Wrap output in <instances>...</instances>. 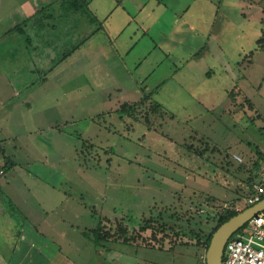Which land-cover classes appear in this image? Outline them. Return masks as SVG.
I'll return each mask as SVG.
<instances>
[{"label":"rangeland","instance_id":"obj_1","mask_svg":"<svg viewBox=\"0 0 264 264\" xmlns=\"http://www.w3.org/2000/svg\"><path fill=\"white\" fill-rule=\"evenodd\" d=\"M80 1L37 12L51 57L36 70L44 62L30 61L34 29L13 30L0 1L10 35L0 37V169L13 165L0 182V225L5 206L24 205L20 195L55 191L37 206H58L89 231L109 219L140 233L117 244L124 254L196 264L198 248L204 264L220 216L264 192V59L238 62L257 44L230 23L226 39L242 46L225 56L219 17L180 21L167 6L147 16L155 0H90L82 10ZM191 1L190 11L200 8ZM10 40L17 48L2 45ZM0 237L14 239L5 225ZM160 237L176 248L153 247Z\"/></svg>","mask_w":264,"mask_h":264},{"label":"crops","instance_id":"obj_2","mask_svg":"<svg viewBox=\"0 0 264 264\" xmlns=\"http://www.w3.org/2000/svg\"><path fill=\"white\" fill-rule=\"evenodd\" d=\"M2 1L4 5L3 9L6 13L5 17L6 19L11 20V27L13 30L16 29L26 34V29H31V31L34 29V37L30 44L33 50V53H31L32 55L30 56V61H33L35 64L36 60L39 59V61L44 62V65H35L33 68L35 70L38 68L45 69L50 62H45V60L51 57V40L48 39V36H50L51 33L46 32L45 27L41 29L42 26L39 24L36 14L37 12L39 14L40 11L50 3V1L52 2V0ZM197 1L200 8L192 12L189 10L192 2L191 0H155L150 8L148 7L149 9L147 10L146 15H152L153 12L156 13L157 10L159 15L160 10H162L164 6H167L175 15L181 17L182 20L180 21L208 20L213 22L214 18L217 19L219 17L222 31V48L223 52H225V56L232 53L235 49L233 45H238L239 43V40H235V43L230 44L225 37L228 25L232 23V30H236V36L243 39L247 37L252 40L253 43L257 44L254 47L253 45H250L247 49L243 46L241 51L242 60H238V62L251 65L256 62V59H264V0ZM147 6H149L148 3L144 5L140 4L139 10L144 11ZM204 10L210 12L205 19ZM187 15L190 16L188 17ZM130 18L131 16L128 15L125 17V20L129 21ZM155 19L157 18L150 19L151 23L146 22L145 27L141 25H139V27L146 31L152 26V22L155 21ZM18 24H20V26H17ZM39 28L41 30H39ZM189 28H194V24L191 23ZM4 29L0 30L2 31L0 32V37L8 36L7 32H3ZM246 30L252 32L247 33ZM17 35L18 34H15L16 37ZM63 36H65V34ZM8 37H10V35ZM3 41H7V38ZM10 42H13L14 46L17 48L15 40L4 42L7 44L2 43V45L7 46ZM238 46L242 45L239 44ZM260 47H262L261 50ZM5 51L11 52L8 49ZM258 54L260 56L255 57ZM69 55L70 53L68 56ZM246 56L248 57L247 59ZM227 59L226 61L229 62V58ZM63 62L66 64V61ZM47 68H50V63ZM30 69L32 70V66ZM2 75L5 77L3 73ZM234 87L239 90L238 85ZM12 166L13 165L8 164L2 167L4 171V175L1 178V180L4 178V180L3 182L0 180L2 184L7 181L6 173ZM40 193L44 197L58 195L55 194V191H37L32 192L31 195L34 199H31V195L24 193L20 195V197H24V205L22 207L15 209H10V205L4 207L1 215V225H5V228L6 226L8 227L10 233L14 236V239L6 240L5 238L0 237V264H151L152 260L146 258V254L141 253L135 255V257H131L132 255L130 256V254L122 253L117 245L123 244L121 242L113 240L97 242L94 238V228H96V226L89 225V228L91 230L93 229L92 231H89L86 229V225L80 223V221H71V218L66 220L63 216V211L60 214L54 212L58 206H49V204L44 201L42 207L37 206V204L42 205V201L38 199V197H42ZM63 203L64 202L61 199L60 204ZM43 213H46L48 219L45 218ZM75 215L78 216L77 213ZM173 245L174 244H166L162 242V244L153 247L170 251V249L174 250L176 248ZM198 253L199 249L195 248L194 256L191 257L196 264ZM155 262L156 263L154 264H168L167 261L162 263Z\"/></svg>","mask_w":264,"mask_h":264},{"label":"built area","instance_id":"obj_3","mask_svg":"<svg viewBox=\"0 0 264 264\" xmlns=\"http://www.w3.org/2000/svg\"><path fill=\"white\" fill-rule=\"evenodd\" d=\"M236 157L241 159L237 154ZM3 175L4 171L0 169V180ZM261 195L252 196L249 204L260 200ZM222 264H264V210L230 236L225 245Z\"/></svg>","mask_w":264,"mask_h":264},{"label":"trees","instance_id":"obj_4","mask_svg":"<svg viewBox=\"0 0 264 264\" xmlns=\"http://www.w3.org/2000/svg\"><path fill=\"white\" fill-rule=\"evenodd\" d=\"M76 1V0H75ZM90 0H81L79 4V9L85 7L89 3ZM20 26V25H18ZM70 52H65L63 56L68 55ZM234 89L230 91V95L235 97L232 92ZM148 95V94H146ZM251 104L253 105V102L248 99ZM258 151L261 153H264L257 145ZM260 162H256V167L259 168ZM264 197V192L261 195V198ZM241 210H233V209H228L224 214H222L218 220L217 225L214 227V229L209 233L207 237V245L206 247L208 248L211 237L214 233V231L219 227L224 221L228 220L230 217L233 215L237 214ZM135 232L130 230V227L127 223H122L121 221H111L109 219H104L100 221V224L98 227L94 229V238L97 242H103V241H108V240H113L121 243H134L136 239L139 237H142L140 233H137V235L134 234ZM160 241H162L161 237L158 238ZM137 241V240H136ZM139 242V241H138ZM163 242V241H162ZM150 245V244H149ZM204 264H207L206 260Z\"/></svg>","mask_w":264,"mask_h":264},{"label":"water","instance_id":"obj_5","mask_svg":"<svg viewBox=\"0 0 264 264\" xmlns=\"http://www.w3.org/2000/svg\"><path fill=\"white\" fill-rule=\"evenodd\" d=\"M264 210V197L224 221L214 231L206 251L207 264H222L225 245L230 236L250 218Z\"/></svg>","mask_w":264,"mask_h":264}]
</instances>
